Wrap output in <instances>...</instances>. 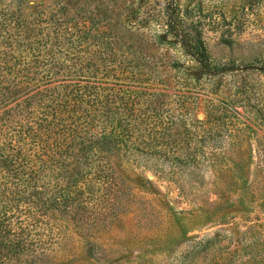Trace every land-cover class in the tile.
Returning a JSON list of instances; mask_svg holds the SVG:
<instances>
[{
  "label": "rangeland",
  "instance_id": "1",
  "mask_svg": "<svg viewBox=\"0 0 264 264\" xmlns=\"http://www.w3.org/2000/svg\"><path fill=\"white\" fill-rule=\"evenodd\" d=\"M168 4L222 72L159 37ZM9 91L122 144L80 183L105 225L69 228L58 262L264 264V0H0V112Z\"/></svg>",
  "mask_w": 264,
  "mask_h": 264
},
{
  "label": "trees",
  "instance_id": "2",
  "mask_svg": "<svg viewBox=\"0 0 264 264\" xmlns=\"http://www.w3.org/2000/svg\"><path fill=\"white\" fill-rule=\"evenodd\" d=\"M173 11L168 4L167 29L159 37L177 38L203 69L222 72L209 63L201 40L190 42ZM87 85L98 88L96 82ZM9 95L17 102L0 112V264H67L57 261L66 231L73 227L91 232L108 217L89 209L88 199L97 192L94 185L80 186L84 174L94 167L113 170L110 159L122 144L112 138V130L94 133L89 124L83 134L76 102L32 114L30 104L37 101L33 95ZM114 122L112 117L111 126ZM73 154L80 162L67 174L52 176L49 165L61 158L74 160Z\"/></svg>",
  "mask_w": 264,
  "mask_h": 264
}]
</instances>
